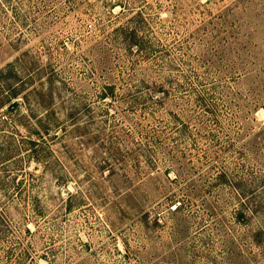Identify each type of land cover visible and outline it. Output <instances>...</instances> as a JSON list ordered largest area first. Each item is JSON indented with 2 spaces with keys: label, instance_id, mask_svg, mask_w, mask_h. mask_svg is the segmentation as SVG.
<instances>
[{
  "label": "rangeland",
  "instance_id": "374dc122",
  "mask_svg": "<svg viewBox=\"0 0 264 264\" xmlns=\"http://www.w3.org/2000/svg\"><path fill=\"white\" fill-rule=\"evenodd\" d=\"M0 264H264V0H0Z\"/></svg>",
  "mask_w": 264,
  "mask_h": 264
}]
</instances>
